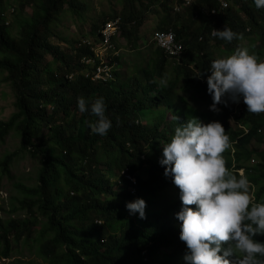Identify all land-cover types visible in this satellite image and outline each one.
Listing matches in <instances>:
<instances>
[{
  "label": "trees",
  "instance_id": "1",
  "mask_svg": "<svg viewBox=\"0 0 264 264\" xmlns=\"http://www.w3.org/2000/svg\"><path fill=\"white\" fill-rule=\"evenodd\" d=\"M18 1L17 6L9 0H0V72L12 87L16 107L9 120L0 119V145L12 133L20 140L18 149L0 160V189L5 176L14 182L11 165L22 157L37 160L41 170L35 186L24 181L16 184L11 205L0 207V213L7 216L4 219L0 214V264L15 249L19 250L21 243L30 251L36 248L40 257L52 258V264H122L118 249L106 251L103 242L108 239L111 249L110 235L134 237L135 230H129L130 223L126 221L129 214L125 205L134 196L129 189L144 191L145 185L140 181L145 177L137 167L144 155L154 157L157 147L146 139L133 140L128 148L119 144L117 139L127 138L119 136L125 121L116 131L114 126L110 128L106 136L91 131L89 123H95L97 118L88 112L80 113L77 98L92 101L103 97L106 116L113 119L119 113L127 115L134 85L94 82L87 76L91 74L90 66L82 64V59H96L93 50L97 43L103 42L107 24L118 22L121 39L139 49L148 44L146 39L151 36L143 34L144 23L156 20L154 31L174 32L184 48L183 59L195 60L197 69L208 68L212 45L230 49L240 41L233 39L229 43L211 35L213 29L223 27L249 39L244 47L261 57L264 8L257 9L253 0H227L225 7L220 0H121V11L102 12L83 43L63 49L52 38L67 42L59 30L62 18L69 14L79 21L83 19L89 11L87 0ZM29 4L32 14L26 16ZM11 7L12 13L16 11L15 22L20 25L18 34L12 33L15 22L8 21L6 16ZM116 42L121 49L120 39ZM205 50L198 63L199 53ZM169 58L166 51L157 48L152 69L167 64ZM120 61L117 57L111 66ZM147 74L152 76L149 70ZM143 114L150 118L155 112ZM263 144L264 113L251 122L249 133L239 139L233 153L230 150L223 153L226 167L236 177L239 174L234 164L237 168L246 167L245 178L257 188L256 203H264ZM252 157L258 162L248 165ZM133 178L139 183L134 184ZM179 204L172 199L165 201L170 213ZM21 211H26L27 217L15 216ZM254 239L264 242V235H256ZM164 264L174 262L169 259Z\"/></svg>",
  "mask_w": 264,
  "mask_h": 264
},
{
  "label": "clouds",
  "instance_id": "2",
  "mask_svg": "<svg viewBox=\"0 0 264 264\" xmlns=\"http://www.w3.org/2000/svg\"><path fill=\"white\" fill-rule=\"evenodd\" d=\"M253 2L257 9L264 8V0ZM220 3L228 5L227 0ZM156 22L144 23L143 34L151 35L147 45L133 49L125 39L130 51L117 47L116 39L122 35L118 22L107 24L103 42L93 50L96 59L81 61L90 66L88 78L100 85H134L127 115L119 113L113 119L106 116L103 97L92 101L77 98L79 112L97 118L89 123L91 131L106 136L110 128L114 126L116 131L125 121L119 136L127 138L117 139L119 144L128 148L133 140L146 139L157 147L155 156L144 155L137 167L145 177L140 181L144 191L129 189L134 196L125 205L129 214L126 221L129 230H135L134 237L112 234L113 247L110 249L106 239L105 249H118L125 264H164L169 259L174 264H264L260 259L264 257V242L254 239L264 235V203H256L257 188L245 178L246 167L234 164L239 174L236 177L223 157L226 150L235 151L239 139L249 133L251 122L264 113V51L257 57L244 47L241 34L228 27L213 29V37L229 43L240 41L230 49L212 45L209 66L203 71L197 69L195 60L183 59L184 48L174 32L154 31ZM109 25L112 30H108ZM169 34L177 42L172 50L158 39ZM157 48L170 58L167 64L152 69ZM205 54L206 50L199 53L198 63ZM117 57L121 61L111 66ZM204 62L207 64V58ZM130 65L138 70L131 75ZM168 79H173V85L162 88ZM145 111L155 114L146 118ZM257 162L252 157L247 164ZM132 182L139 183L136 178ZM167 199L180 203L173 213L165 205ZM42 258L44 262L33 263L52 264V258ZM15 260L16 256L10 255L3 262L15 264Z\"/></svg>",
  "mask_w": 264,
  "mask_h": 264
},
{
  "label": "rangeland",
  "instance_id": "3",
  "mask_svg": "<svg viewBox=\"0 0 264 264\" xmlns=\"http://www.w3.org/2000/svg\"><path fill=\"white\" fill-rule=\"evenodd\" d=\"M10 3L13 5L19 4L18 0H9ZM89 4V11L83 19H76L71 17L69 14H66L62 18L63 25H60L59 30L61 31V36L66 39L67 42L58 40L57 38H52V41L61 44L63 49L69 48L72 44L83 43L85 40V35H87L94 24V20L97 19L102 12L109 13L112 9L116 11H121L123 5L121 0H87ZM13 7V6H12ZM12 7L6 10V16L8 21L15 22L16 20V11L12 13ZM26 16H30L32 14V5H28L24 12ZM181 20L183 18L181 17ZM20 25L15 22L14 26L12 27V33L18 34L20 30ZM153 26V23H152ZM147 29V28H146ZM145 29V32H146ZM151 31L152 28H149ZM256 37V36H255ZM124 41V40H123ZM249 39L245 38L244 42L247 44ZM81 45H78V47ZM98 53V51H97ZM99 56H103V54L98 53ZM154 64V61H152ZM129 75L133 74L135 71H138L135 66L130 65L128 67ZM4 75L0 72V119L1 120H9L12 114L16 111L15 103V96L12 90L11 85L4 81ZM167 86L162 88H169L173 85V79L166 80ZM150 87L152 86L149 84ZM20 140L14 136V134H9L6 137V140L3 144L0 145V160L5 157L9 152L13 153L19 147ZM257 160V159H256ZM39 170H41L40 163L31 158L30 156H26L24 159H18L14 161L11 165V173L12 176L15 177L14 182L8 181L7 177L3 178V183L0 189V207L6 206L8 207L9 204L11 205L12 194L16 192L14 189L16 184H22L24 181L25 184L30 186H35L38 181ZM1 216H4V219H7V216L3 213H0ZM16 217H27L26 211H21L15 214ZM36 234V233H35ZM36 235H34L33 239H36ZM36 248L32 251L29 250L28 247L22 246L19 250H14L12 257L16 256L15 264L19 260L18 263L22 262H44V259L36 254ZM12 264V263H9Z\"/></svg>",
  "mask_w": 264,
  "mask_h": 264
},
{
  "label": "built area",
  "instance_id": "4",
  "mask_svg": "<svg viewBox=\"0 0 264 264\" xmlns=\"http://www.w3.org/2000/svg\"><path fill=\"white\" fill-rule=\"evenodd\" d=\"M112 29H113V26L109 25L108 30H112ZM158 39L160 40V43L164 46V48H167L168 50L174 49L177 45L175 37L171 34L167 36L160 35Z\"/></svg>",
  "mask_w": 264,
  "mask_h": 264
},
{
  "label": "crops",
  "instance_id": "5",
  "mask_svg": "<svg viewBox=\"0 0 264 264\" xmlns=\"http://www.w3.org/2000/svg\"><path fill=\"white\" fill-rule=\"evenodd\" d=\"M124 40V41H123ZM117 44H118V42H117ZM128 43L126 42V40L125 39H120V46H121V51H123V50H127V51H130L129 49H128Z\"/></svg>",
  "mask_w": 264,
  "mask_h": 264
}]
</instances>
